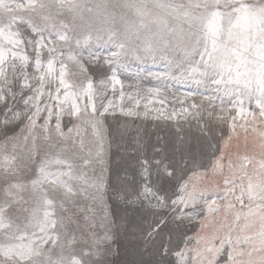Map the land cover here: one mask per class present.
<instances>
[{"label":"rangeland","instance_id":"374dc122","mask_svg":"<svg viewBox=\"0 0 264 264\" xmlns=\"http://www.w3.org/2000/svg\"><path fill=\"white\" fill-rule=\"evenodd\" d=\"M35 2L0 0V88L4 90L0 119L5 107L24 110L19 93L26 75L25 83L30 80L32 89L41 81L50 89L59 62L69 63L80 55L77 41L84 44L90 38L95 45L113 29L121 36L139 32L145 46L159 47L160 37L173 33L183 44L194 25L200 51L206 47L207 53L201 61L200 55L194 56L195 49L188 51L183 63L187 68L194 59L212 66L199 87L166 77L139 82L123 77L132 86L126 91L139 83L142 99L146 90H158L147 100L154 111L146 120L130 121L125 136L117 135L116 125L109 121L111 144L109 149L106 142L103 169L94 158L87 167L76 160V172L86 174L73 181L76 192L84 180L91 186L89 199L77 195L74 206L60 207L64 193L73 189L63 185L56 189L59 175L49 179L37 172L29 156L31 145L11 139L0 142V264H259L264 260V117L257 106L264 91V0H42L47 7L33 9ZM73 15L77 19L68 33L71 41L57 47L56 65L46 64L37 79L33 61L39 49L29 43L37 39L30 28L44 27V16L72 26ZM195 71L188 70V75ZM63 76L61 69L60 87L69 90L58 100L55 95L49 98L41 84V95L30 101L39 105L40 113L46 109L50 113L54 100L77 107L80 85L72 76L63 82ZM32 89L24 90V96ZM191 92L197 93L196 103L203 101L208 111L219 112L223 123L208 120L207 112L181 115L178 97ZM229 124L234 129L231 134ZM142 154L149 162L166 160L167 166H141ZM167 168L173 170L171 175ZM89 207L94 213L87 212ZM79 208L85 211L78 212ZM67 215L74 222L65 227L59 218ZM85 215L91 217L88 222Z\"/></svg>","mask_w":264,"mask_h":264},{"label":"snow or ice","instance_id":"6c2138e0","mask_svg":"<svg viewBox=\"0 0 264 264\" xmlns=\"http://www.w3.org/2000/svg\"><path fill=\"white\" fill-rule=\"evenodd\" d=\"M33 9L46 8L47 5L42 0H36L32 5ZM44 27L32 25L30 30L37 37L35 41H29L35 49H39L35 60L33 61L37 79L39 73L45 72V65L53 66L57 63V56L54 53L57 47L62 43H69L71 38L68 33L73 31L75 20L77 17L73 15V25L69 26L64 22L56 23L53 18L44 16ZM83 21V17H79ZM29 23H31L29 21ZM86 23V22H85ZM45 33L48 34L45 40ZM159 47L155 44L145 46L142 36L139 32L128 36H121L118 30L104 35L95 42L89 40L81 44L77 41V47L80 49V55L74 60L70 59L69 63L61 60L60 69L56 70V80L52 82L49 89L48 83L41 81L35 89H32L31 81H21L22 103L25 104L24 110H13L11 106L4 108V117L0 119V142L7 144L11 139L16 142H23L25 147L31 145L29 153L30 158L34 159L37 172L46 174L49 179L60 176V181L56 185V189L61 186L72 188L73 190L64 193V197L60 202V207L71 203L73 206L76 202L77 195H84L85 199H89L88 189L91 186L87 180L82 182L80 192L77 193L73 181L78 177L86 175L76 172V160L82 161L81 167H87L91 163L92 158L104 168V159L106 155V142L110 149L111 140L109 138L110 124L112 121L115 127V133L125 136L129 132L128 124L135 119H148L154 109L147 104L153 94V91L146 90V95L142 99L139 83L133 91H126V88L132 87L126 84L124 76H130L139 82L142 79H168L176 80L183 84H194L197 87L208 78V69L212 66L209 63L199 64L193 59L188 62L187 68L183 63V55L188 51L195 49L194 56L200 55L201 61L204 60L207 48L204 52L200 51V42L198 33L194 30V25H190L183 44L175 39L174 33L171 36L160 37ZM51 44V47H47ZM47 47L49 53L47 61H44L43 54ZM183 48L184 52L177 51ZM98 48L100 51H96ZM88 55L85 56L84 52ZM135 63V70L131 65ZM195 68L197 71L192 75H188V70ZM61 69L64 73L63 82H67L68 76H72L77 84L80 85L81 91L77 98V107L73 108L70 104L58 105L59 96L67 92L68 88L60 87L62 83ZM157 69V71H153ZM49 93V98L53 95L57 100L53 101L52 111L49 113L47 109L44 113L38 111L39 105L30 103L37 96H40V86ZM75 90V84L71 86ZM59 88V92L54 90ZM32 89L29 96H24V90ZM219 91V90H218ZM4 94L3 88H0V95ZM15 93L12 99L15 98ZM197 93L191 92L188 97H178L181 103V115L187 116H203L207 112V119L221 124L223 117L220 113H213L205 108L203 101L196 103L195 97ZM9 98L5 97V103ZM211 102V98H208ZM241 107L243 101H240ZM257 106L260 108V116L264 117V91L257 98ZM223 108L221 107V110ZM255 115V114H253ZM156 118H159L157 116ZM67 121V123H66ZM231 131L234 129L232 125H228ZM230 138L227 137L226 139ZM137 147L139 145L137 139ZM163 151V149H153V151ZM139 163L141 166L151 165V163L160 166L162 163L167 166V161H161L154 158L149 162L147 156L142 154ZM186 163V162H185ZM172 169L167 168V173L172 174ZM54 189V190H56ZM107 184L105 183V191ZM55 203V202H54ZM65 211L67 209L65 208ZM78 212H84L83 208H79ZM87 212H93L94 209L89 207ZM55 214L53 213V217ZM90 216L85 215L84 220L88 222ZM74 217L67 215L59 218V223L66 227L67 224L73 223ZM57 236L59 233L56 234ZM67 235V233H65ZM33 264H43V261H33ZM51 264V261H49ZM259 264H264V260Z\"/></svg>","mask_w":264,"mask_h":264}]
</instances>
